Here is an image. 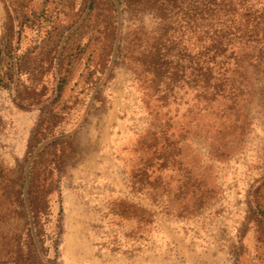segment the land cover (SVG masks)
Returning <instances> with one entry per match:
<instances>
[{
	"label": "rangeland",
	"instance_id": "obj_1",
	"mask_svg": "<svg viewBox=\"0 0 264 264\" xmlns=\"http://www.w3.org/2000/svg\"><path fill=\"white\" fill-rule=\"evenodd\" d=\"M172 2L131 0L112 13L104 1L89 12L88 0H0L1 58L15 48L16 58H57L61 49L72 58L85 47L63 93L78 103L66 125L75 131L40 145L31 176L25 160L41 113L0 87V264H264V123L251 103L243 136L207 127L186 84L191 62L204 59L184 58L194 51ZM154 8L167 18L165 36L148 44L160 58L138 46L126 55L123 44L85 111L94 58H108L114 36L103 39L100 25L120 27L119 41L139 27L154 32ZM151 61L153 83L141 73Z\"/></svg>",
	"mask_w": 264,
	"mask_h": 264
},
{
	"label": "trees",
	"instance_id": "obj_2",
	"mask_svg": "<svg viewBox=\"0 0 264 264\" xmlns=\"http://www.w3.org/2000/svg\"><path fill=\"white\" fill-rule=\"evenodd\" d=\"M103 2L112 12L116 6L130 8L131 0H88V11L94 10L98 2ZM174 0L172 11L180 15V23L184 25L185 32L189 36L191 52L184 58H202L200 63L191 62L192 66L186 84L196 92L195 108L206 119L207 127L218 130H235L233 136H243L248 126L247 105L255 103L258 113L264 123V87L255 91L254 83L264 81V0H184V8L177 6ZM132 7V6H131ZM113 10V12H114ZM117 11V10H115ZM162 8H154L156 19L160 22L154 32L146 33L142 28L131 35H127L119 41L120 27L114 26L109 30L103 24V39L108 38V33L113 34L111 41V53L108 58H94L96 70L91 73L86 83L91 93L85 111L99 102L101 86L110 78L111 70L121 55V46L125 44L126 55L134 46L158 52L149 54L148 58H160L156 46H150V42L163 38L168 28L166 16ZM112 12V13H113ZM117 26H118V22ZM116 27V28H115ZM88 45V44H87ZM164 47V46H162ZM40 48V47H39ZM85 48V47H84ZM84 48L71 55L72 58H62V49L57 58H16V48L13 55L6 59L1 58L0 50V87L13 93L14 101L19 107H37L41 115L32 142L28 144V154L25 160L28 168V176L37 162L36 152L50 149L52 145H58L72 132H67V121L74 118L78 108L65 99L64 89L73 81V69L75 64L83 59L76 58L82 55ZM6 50V47H4ZM165 49V48H164ZM64 50V48H63ZM81 53V54H80ZM15 57V58H14ZM166 57V56H163ZM141 58H144L141 56ZM122 59H131L122 56ZM134 61H138L134 59ZM139 62H141L139 60ZM152 62V61H151ZM152 72L153 83L160 77L156 63H148ZM104 65L106 67L104 68ZM105 70L98 72L97 69ZM54 70L51 79L47 78V72ZM255 70V71H254ZM177 69L169 80L175 83ZM255 76V78H252ZM25 80H22V78ZM28 82V83H26ZM103 83V84H102ZM22 87L23 91H20ZM77 127V126H75ZM220 133V132H219ZM41 145V146H40ZM61 164L60 158H56L51 171ZM29 210L31 211V203ZM32 212V211H31ZM30 212V213H31Z\"/></svg>",
	"mask_w": 264,
	"mask_h": 264
}]
</instances>
